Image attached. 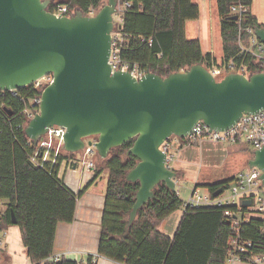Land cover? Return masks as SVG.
<instances>
[{
	"label": "trees",
	"instance_id": "trees-1",
	"mask_svg": "<svg viewBox=\"0 0 264 264\" xmlns=\"http://www.w3.org/2000/svg\"><path fill=\"white\" fill-rule=\"evenodd\" d=\"M105 1L51 0L48 10L64 6L70 13L80 11L88 16ZM121 1L130 7L123 9L115 22L120 60L162 77L199 63L210 69L222 67L232 59L240 60L238 40L247 38L246 29L261 26L249 12L253 0H215L223 52L217 63L211 54L202 52L199 40L186 38V22L196 21L200 15L199 7L191 0ZM235 5L247 7L240 24L230 20L231 7ZM251 60L248 57L246 61L255 71H260ZM17 93V96L0 93V221L2 231L8 226L18 228L30 264H78L64 257L58 262L50 261L56 226L74 221L77 200L104 175L106 188L97 255L96 258L88 256L86 264H96L99 257L120 264H225L231 253L229 239L232 237L251 243L248 251L241 255L242 262L264 254L262 220L251 217L241 222L236 232L232 219L225 216L226 210L243 213L245 207H187L173 237L161 233V223L183 208L178 193L171 192L164 184L154 189V199L138 211L134 222L126 229L139 188L138 183L125 181L126 173L137 163L132 155L126 156L132 142L111 150L106 159L97 155L91 179L74 193L59 176L63 160L70 165L73 154L58 155L55 164L51 161L53 152L43 163L31 162L37 147L24 134L25 105L21 99L27 100L35 92L23 88ZM180 142L186 143L185 140ZM36 158L39 160V155ZM232 181L206 188L209 192L227 189ZM12 214L15 224L11 222ZM3 257L2 254L1 259Z\"/></svg>",
	"mask_w": 264,
	"mask_h": 264
},
{
	"label": "water",
	"instance_id": "water-1",
	"mask_svg": "<svg viewBox=\"0 0 264 264\" xmlns=\"http://www.w3.org/2000/svg\"><path fill=\"white\" fill-rule=\"evenodd\" d=\"M50 4L0 0V91H18L52 77L38 113L24 127L34 145L54 126L65 130L62 149L68 154H78L85 140L95 138L98 157L106 159L111 150L132 142L126 156L137 163L125 181L139 188L126 229L154 199L159 184L176 193L178 176L166 164L164 143L183 140L199 122L209 132H223L243 115L264 112V73H230L217 80L201 63L165 77L146 72L136 79L127 71H112V35L121 0H106L93 16L76 11L57 17L48 11ZM254 36L264 45V26L255 27ZM251 154L248 169L260 170L264 185V147Z\"/></svg>",
	"mask_w": 264,
	"mask_h": 264
},
{
	"label": "built area",
	"instance_id": "built-area-1",
	"mask_svg": "<svg viewBox=\"0 0 264 264\" xmlns=\"http://www.w3.org/2000/svg\"><path fill=\"white\" fill-rule=\"evenodd\" d=\"M128 3H123L119 8V13L125 9L129 8ZM57 17H70L74 15V12L70 13L67 7H56L51 11ZM247 12V7L242 5H235L231 7L232 16H237L236 22L240 24V19ZM118 13V14H119ZM117 14V15H118ZM91 12L88 16H93ZM247 38L239 39L238 45L240 47V52L238 56H241L240 60L232 59L227 62L222 67L213 66L208 69L212 76L221 80L225 75L230 73L241 74L243 76L249 77L256 73H264V45L261 44L254 36V30L252 28L246 29ZM113 44L112 52L109 60L112 71H127L131 73L136 79L141 78L146 74L139 68L138 65L127 64L120 60L119 53L120 48L116 43V38L118 35L113 33ZM252 59L255 66L260 67V71H255L251 65L247 63V58ZM52 77L50 75L45 76L33 84L25 87L30 88L34 91V95L27 100L21 99L25 105V110L23 112L26 123L31 120L35 114L38 113L39 104L41 101V94L43 90L51 83ZM13 96H17L18 91H9ZM0 93H6L1 92ZM65 130L61 127H51L47 130V133L42 137V139L35 145L37 147L36 153L31 157V162L34 164H40L48 160L50 153L53 152V158L51 159L52 164H55L56 158L59 155L60 149H62V136ZM172 139L179 141L176 138H171L168 142L164 143L161 147L163 152L166 153V164L169 165L173 162V155L169 153L172 145ZM210 140L214 143H237L244 139L252 151L260 150L264 147V112H258L253 115H243L241 119L228 131L223 132H209L208 128L199 122L188 135L183 139L188 144L200 143L203 140ZM90 141L91 145H87ZM95 138H89L85 140L84 149L78 153L77 160L74 159L70 162V166L76 167V164L82 168L86 173L93 174L95 169V159L97 157V152L94 148ZM42 151V152H39ZM39 155V160L37 156ZM75 157V156H74ZM72 164V165H71ZM261 171L257 168L248 169L245 172L237 174L230 186L227 189H218L215 192H220L214 196L215 192H209L207 195H200L196 188H193L190 197L186 202L183 203V208H201V207H245L246 210L241 212H232L230 210L225 211V216L232 219V225L235 227L234 230L237 232L238 226L241 222H246L251 217L258 218L262 220V232L264 233V185L262 184L260 177ZM177 182V180H176ZM225 191L229 194L224 195ZM244 201H250L249 206H244L242 203ZM1 216V209H0ZM2 230H0L1 232ZM229 244L231 247V253L226 259L225 264H233L234 262H242L241 255L248 251L251 246L249 241L241 240L240 238L232 237L229 239ZM3 246V241L0 238V250ZM96 258V256H94ZM63 258L62 255L51 256L49 259L53 262H58ZM96 259L93 260V262ZM247 264H264V254L252 256L248 261L244 262Z\"/></svg>",
	"mask_w": 264,
	"mask_h": 264
},
{
	"label": "crops",
	"instance_id": "crops-1",
	"mask_svg": "<svg viewBox=\"0 0 264 264\" xmlns=\"http://www.w3.org/2000/svg\"><path fill=\"white\" fill-rule=\"evenodd\" d=\"M193 4H196L199 7L200 15L199 19L196 21H188L185 24V34L187 37L186 27L187 23L192 22L195 23L197 28H200V23L202 22V3L200 0H191ZM210 1L205 2V8L208 9L207 4ZM216 6V1H215ZM212 8V6H211ZM217 10V9H216ZM254 16V15H253ZM257 19V22L264 26V21L261 22V16ZM118 21V16H115V22ZM201 21V22H200ZM195 27V28H196ZM218 29H219V19H218ZM199 32V31H198ZM220 35V30H219ZM220 37V36H219ZM192 40V39H189ZM197 40L200 41L202 52L209 53L213 58L216 59L217 63H220L223 52H222V41H221V55L220 57L214 56L212 49L209 44H206V40L199 37ZM207 45V50L204 47ZM192 144L179 142V157L178 160L175 161L174 171L177 173V179L183 178L184 174L188 167H198L199 163H206L207 167H212L219 158V155L222 151H226L225 148L221 146L220 143H211L203 140L198 144V146H191ZM227 152V151H226ZM75 156V155H73ZM251 158V157H250ZM247 159L246 165L248 164ZM174 160V158H173ZM70 165L66 164L63 166L61 164L59 170V176L63 179L64 184L72 190L74 193H78L79 190L90 180V176L88 173L84 172L80 167L81 171L76 167L71 166V170L68 169ZM197 172V171H196ZM243 171H239L236 174H232L228 179H221L219 181H209L208 183H204L207 185H212L215 183H219L222 181L233 179L237 174ZM198 174V175H197ZM195 175L194 187L199 186L200 177L202 176L200 171ZM106 177V175H104ZM103 178V177H102ZM100 179L95 183V185L91 186L78 200L76 203V210L74 221L72 223H59L56 226V233L54 239V247L52 256L62 255L67 260H72L78 262V264H86L88 256H96L97 255V247L99 242V236L101 232V217L102 210L104 204V192L106 188V179ZM105 181V182H104ZM177 184V182H176ZM206 185V186H207ZM184 203V202H183ZM184 208L174 212L170 216H168L159 226V231L168 237L172 238L174 233L176 232L179 221L182 217ZM170 219V221H169ZM9 232L11 233V239L9 237ZM1 239L6 245L5 251H3V255L5 256V261L10 264H30L25 249L21 243L20 233L18 228H12V230L2 231ZM8 235V238H7ZM1 254V256H2ZM96 264H120L108 260L106 258L99 257L96 260ZM233 264H247L244 262H234Z\"/></svg>",
	"mask_w": 264,
	"mask_h": 264
},
{
	"label": "rangeland",
	"instance_id": "rangeland-1",
	"mask_svg": "<svg viewBox=\"0 0 264 264\" xmlns=\"http://www.w3.org/2000/svg\"><path fill=\"white\" fill-rule=\"evenodd\" d=\"M207 0H200V3H202V22L200 23V28H197L195 23L189 22L187 23V27H186V32H187V37L188 39H198L199 37L206 40V44H209L212 52L214 54V56L216 57H220L221 55V41H220V35H219V29H218V15H217V10H216V6H215V0H208L210 1L209 4H211L210 6L207 4L208 9H206L205 7V2ZM106 4V1L105 3ZM212 6V8H211ZM101 8V7H100ZM99 8V9H100ZM99 9L95 10L93 12V14H95ZM249 12L250 14L253 16H257L258 18H260L261 16V22L264 21V0H253L251 7L249 8ZM253 16V17H254ZM196 27V28H195ZM199 31V32H198ZM204 41V40H203ZM205 50H207V45H205L204 42V47ZM205 141L207 142H211L212 141L206 139ZM198 143H194L191 146H198ZM221 146L223 148L226 149V151H222V153L219 155V158L217 159L218 162H216L214 164V166L212 167H207V164L204 163H199V170L197 169L198 167H188L186 170V173L184 174L183 178L180 177L181 179H177V184H176V192L178 193L179 198L183 201L186 202L187 199L190 197V194L193 190L194 187V181H195V175L197 173H201V177H200V184L197 187V192L200 195H207L209 194L208 189L206 188L207 184L204 183H208V179H210L209 181H219L221 179L225 180L228 179L230 177H232V174H236L239 171H247L248 170V166L246 165V161L247 159H249L250 157H252L251 155V148L249 147V145L247 144V142L242 139L237 143H220ZM179 141H175L174 139H172V145L171 148L169 150V153L171 155H173V162L169 165L170 169H174V164L175 161L178 160L179 157ZM67 156L68 153L64 152L63 149H60L59 151V156ZM78 154H75L74 159L77 160ZM251 159V158H250ZM97 160V158L95 159V161ZM63 166L66 165V161L63 160ZM95 166H96V162H95ZM71 166L68 167V169H70ZM76 168L80 169L79 164H76ZM71 170V169H70ZM95 170V169H94ZM197 171V172H196ZM94 173V171H93ZM90 178L92 177L93 174L88 173ZM198 175V174H197ZM179 177V175H178ZM106 179V177L103 176L102 179ZM105 182V181H104ZM229 194L228 191H225L224 195ZM182 209V208H181ZM170 221V219H169ZM12 228H16V226H8L6 227L3 231H7V230H12ZM2 233V231L0 232V234ZM9 237L11 239V233L9 232ZM1 238V235H0ZM8 238V235H7ZM3 241V240H2ZM6 245L3 242V246L1 247V251L3 253V251H5L6 249ZM0 264H10L8 262L5 261L4 257L0 260Z\"/></svg>",
	"mask_w": 264,
	"mask_h": 264
}]
</instances>
